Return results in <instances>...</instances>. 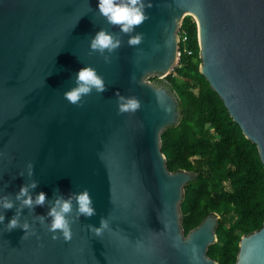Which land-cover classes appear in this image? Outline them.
<instances>
[{
    "label": "water",
    "instance_id": "1",
    "mask_svg": "<svg viewBox=\"0 0 264 264\" xmlns=\"http://www.w3.org/2000/svg\"><path fill=\"white\" fill-rule=\"evenodd\" d=\"M151 4L149 19L136 28L142 43L129 47L121 35L106 64L89 41L101 28H118L96 14V0H0V195L31 179L38 185L33 196L46 193L32 215L46 214L57 194L85 188L96 209L72 225L67 243L38 224V240H21V229L0 225V264H218L207 251L217 242L220 216L206 215L188 234L182 228L184 188L196 174L166 166L161 134L178 124L179 99L151 78L163 80L178 65L179 31L190 16L199 72L264 168V0ZM83 66L95 68L107 89L77 107L63 92ZM117 94L135 96L140 109L118 114ZM13 214L4 212L5 223ZM21 217L32 220L27 209ZM101 217L115 232L97 238L87 225L98 226ZM234 264H264V222L241 236Z\"/></svg>",
    "mask_w": 264,
    "mask_h": 264
},
{
    "label": "trees",
    "instance_id": "2",
    "mask_svg": "<svg viewBox=\"0 0 264 264\" xmlns=\"http://www.w3.org/2000/svg\"><path fill=\"white\" fill-rule=\"evenodd\" d=\"M181 30L187 40L180 46L178 65L163 80L151 78L179 99V122L161 134V150L169 171L196 174L185 186L181 203L185 234L206 215L217 213V242L207 255L218 264H234L241 236L264 222V168L256 146L244 137L199 72L195 21L186 16Z\"/></svg>",
    "mask_w": 264,
    "mask_h": 264
},
{
    "label": "clouds",
    "instance_id": "3",
    "mask_svg": "<svg viewBox=\"0 0 264 264\" xmlns=\"http://www.w3.org/2000/svg\"><path fill=\"white\" fill-rule=\"evenodd\" d=\"M151 7V0H96V14L108 25L118 28V32L113 33L103 28L96 31L89 41L90 51L98 53L107 64L110 63L111 54L121 47V35L128 36L126 43L129 47L140 45L143 41V33L136 32V28L149 19L146 9ZM73 84V87L63 92V97L77 107L82 105L84 97L93 92L103 94L107 89L103 77L91 66L80 68L75 73ZM116 102L118 114L135 113L141 107L140 101L135 96L117 94ZM25 171L29 178L32 177V163L26 165ZM24 174V171L18 173L20 176ZM37 186V182L30 179L14 194L0 195V225L4 226L6 232L21 229L23 231L21 240L31 236H35L38 240L36 230L38 224L50 234L52 240H63L67 243L72 239V225L78 222L80 217L91 218L96 215L91 195L86 188L72 192L66 197L57 194L53 200L48 201L46 214L32 215L36 207H44L46 204V193L41 191L33 196V190ZM25 209L28 210L29 216H32L31 222L21 217ZM7 210H14V214L5 223L4 212ZM87 229L97 238H102L105 232H115L110 227L108 217H101L98 226L89 224Z\"/></svg>",
    "mask_w": 264,
    "mask_h": 264
},
{
    "label": "built area",
    "instance_id": "4",
    "mask_svg": "<svg viewBox=\"0 0 264 264\" xmlns=\"http://www.w3.org/2000/svg\"><path fill=\"white\" fill-rule=\"evenodd\" d=\"M192 19H193V18H192ZM179 40H180V43H179V53H178V56H179V58H180V55H181L180 46H181V45H184V44L186 43V40H187V37H186L184 31H182L181 29H180V31H179ZM183 51H184L185 53H187L188 55L191 54V51H189V50H187V49H185V48H184Z\"/></svg>",
    "mask_w": 264,
    "mask_h": 264
}]
</instances>
